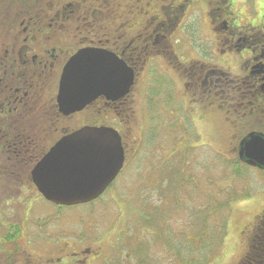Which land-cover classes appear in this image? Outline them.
<instances>
[{
    "label": "flooded vegetation",
    "instance_id": "1",
    "mask_svg": "<svg viewBox=\"0 0 264 264\" xmlns=\"http://www.w3.org/2000/svg\"><path fill=\"white\" fill-rule=\"evenodd\" d=\"M87 48L122 61L134 81L123 95L99 94L64 114V69ZM159 122L176 130L163 156ZM210 123L229 128L236 153L247 134H264L263 10L246 14L235 0H0V264H135L124 239L100 222L45 212L35 164L66 134L113 127L124 162L105 193L145 192L146 178L152 190L165 182L169 203L179 176L187 186L172 146L186 159V130Z\"/></svg>",
    "mask_w": 264,
    "mask_h": 264
},
{
    "label": "rangeland",
    "instance_id": "2",
    "mask_svg": "<svg viewBox=\"0 0 264 264\" xmlns=\"http://www.w3.org/2000/svg\"><path fill=\"white\" fill-rule=\"evenodd\" d=\"M235 1L239 9L243 10L246 14H249L250 10L254 9H252V0ZM260 2L261 10L264 11V0H260ZM254 7L255 9L260 8L257 3H254ZM190 52L192 51L190 50ZM191 54L189 56H191ZM167 87L168 84L166 82H157V85L155 86V88H160L163 90L167 89ZM152 88L154 89V87ZM174 115L175 116L173 118H175L178 114L175 113ZM167 117H169L168 111L165 108H162V110H160V115H158V118L164 120V118ZM157 125L156 153L158 156H163L169 154L167 153V147L164 146L166 143L165 140L166 138H168V140L174 139L176 130H170L169 126L164 127L162 122H159ZM199 126L202 130L201 135L204 139H202L200 145H196L198 149L196 154L192 157L195 159L193 161V164L190 166L191 169L195 173H203V175H207V173L213 170L214 174L219 177L220 184H234L239 194L237 196L241 198L240 200L233 201L227 213V231L222 249L214 248V241L216 242L217 240V234L215 239V236L210 233L207 238L208 240L206 241V244H203L202 242L201 252H199V254L197 253V247L194 244L193 253H196V256H198L199 259H202L201 262L206 256L207 260L209 261L208 264H238L243 252L246 249L247 238L255 224L257 216L262 210H264V170L242 165L238 166V168L235 169V167H231L232 165H234L232 161L225 159L220 160V158L217 159V152L227 154L230 159H233V157L237 156V154H235V150L232 151L233 141L228 140L230 138V133L228 132L229 128H225V124L222 123H220L219 125H216V123H210L207 125L208 127L204 124H200ZM186 132L188 133L189 129ZM180 133L181 131L178 132V134ZM145 138L148 139V135H146ZM206 141L209 146L205 144ZM196 146H194V148ZM172 147L175 148V146ZM178 149H180V147L176 146L172 156V159H174L176 162L178 160L176 158V154L178 153L176 150ZM147 153L148 150H146L145 154ZM212 158L213 160H215V165L212 163ZM161 161H164V158H162ZM222 164L225 167L230 166L232 170L238 171L239 177L234 176V180H229L231 177L229 174L230 171L226 170L225 173L221 172ZM162 165L164 166L165 162H162ZM188 170L189 169H186V173L190 175V173H188ZM153 178L154 175L151 176L150 180L152 181ZM204 181L205 183L211 182V180H208L206 176ZM143 183L146 187L144 188L145 192H142L141 194L138 192L124 194L107 193L101 198V200H97L94 203H87L76 206H64L60 208L57 205L47 201L46 199H43L41 201V204L43 205V210H45V212L51 211L54 213H59L61 217L74 218L76 220H85L87 221V223H91V221L93 220L99 221L102 225L105 226L106 232L110 233L113 239H117L118 236H120V239H124L122 238V235L123 233H125V236L127 235V237L130 238L128 240L129 242L130 240L136 241L131 233L136 230L133 225H136L139 222L138 217L142 205L141 200H153L157 202L159 201L161 194L166 193L164 181L162 182L160 188H155L153 190L147 187L148 185L150 186V184L149 181L146 180V178ZM240 192H246L250 196L245 198L244 196H241L242 194H240ZM203 200L204 197L197 199L196 193H194L193 197H191L190 199L188 198L187 202L185 203L184 201L183 203L182 208L187 207V209L177 210L173 207H169L165 209L164 212L165 214L167 213L168 217L171 216L170 218L172 219H169L170 222H174L177 219H182V215L187 213L185 216V220L187 222L186 225L188 233L190 235H195L197 229H193L192 225H189V222L199 221V219L202 218L201 208L204 203ZM197 204L199 205V208L195 210L196 215L193 217L191 215L194 209L193 207H195ZM190 217L192 219H189ZM129 222L130 224H128ZM212 223L215 222L212 221ZM218 224L219 222L216 223V225ZM137 230H139V228ZM141 235V238L144 239V242H146V245L150 248L152 242H150L149 233H144V231L140 230V234L137 235V241L138 237L140 238ZM189 240L192 241L190 238ZM186 241L187 238L185 239V242ZM184 245V251L186 250L188 252L189 250L188 255H191L192 247H190L188 243ZM110 250H112L111 247ZM131 251L133 252L132 248ZM162 251L163 249H160L156 244L153 245V248L150 251L145 248L143 252L140 251L141 255L139 256V263H137L135 260V264H173V258L168 253H164ZM183 264L187 263L184 262Z\"/></svg>",
    "mask_w": 264,
    "mask_h": 264
},
{
    "label": "water",
    "instance_id": "3",
    "mask_svg": "<svg viewBox=\"0 0 264 264\" xmlns=\"http://www.w3.org/2000/svg\"><path fill=\"white\" fill-rule=\"evenodd\" d=\"M132 77L127 66L106 53L85 50L74 56L65 69L58 98L60 109L65 114L79 110L98 93L111 92V85L124 84L127 88ZM97 85L104 86L97 89ZM261 145L264 136L252 133L241 142V158L264 168ZM123 160L121 136L115 129L85 126L51 148L34 167L33 180L43 196L56 204L86 203L104 192Z\"/></svg>",
    "mask_w": 264,
    "mask_h": 264
},
{
    "label": "trees",
    "instance_id": "4",
    "mask_svg": "<svg viewBox=\"0 0 264 264\" xmlns=\"http://www.w3.org/2000/svg\"><path fill=\"white\" fill-rule=\"evenodd\" d=\"M190 154L191 152L189 153V156ZM218 158H220V160L225 159L232 161L234 165H232L231 167H235V169H237L238 166L240 165L246 166L237 156L233 157V159H230L227 154L219 153L217 154V159ZM190 159L191 156L189 157V161ZM212 163L215 165V160H213V158H212ZM231 167L230 166L225 167L222 164L221 172L225 173L226 170H229L230 171L229 174L231 176L229 180H234L235 177H239L238 176L239 172L232 170ZM205 176L208 180H211V182L205 183L204 181ZM194 193H196L197 199L204 197L203 200L204 203L201 208L202 218L199 219V221L189 222L190 226L192 225L194 228L197 229L196 236L194 238H190V236L188 235V230L186 234H183V236L187 238V242L189 246L192 247V254L187 255L186 258L184 257L182 253L184 250L179 247L180 245H182V241L175 243L173 242L175 239L169 241V239L165 237L167 241L162 242L166 245L165 251L166 250L169 251L170 256L173 258L174 260L173 264H183L184 262L187 264H198V263L200 264L202 259L201 258L199 259V257L196 256V253L195 254L193 253L194 244L197 247V253L199 254V252H201L198 244L202 248V242H199L196 239L199 235H203V244H206V241L208 240L207 238L210 235V233H212V235L215 236V239L217 234V240L216 242L214 241V248L216 249L222 248L225 242V235L227 231V223H228L227 213L233 201L241 198L237 196L239 194L236 186L234 184H226V185L220 184L219 177H217L214 174L213 170L207 173V175L204 174L203 176L191 175V174L188 176V191H187L188 198L190 199L191 197H193ZM240 194H242L241 196H244L245 198L249 196V194H247L246 192H240ZM193 208L194 209L191 215L194 217L196 215L195 210L199 208V205L197 204ZM140 213L141 214L139 218L142 221L139 224L140 229L152 231L153 227L152 228L150 227L156 223L155 219L157 218V215L153 214L149 209H143L141 210ZM189 219L192 218L190 217ZM212 221L215 223H212ZM217 222H219L218 225H216ZM189 238L192 241H190ZM131 243L133 242L131 241ZM145 245L146 243L139 241V246L141 248H143ZM173 249H176V251H174ZM188 254H189V250H188ZM208 263L209 261L205 256L201 264H208ZM239 264H264V211L257 216V219L254 224V230L252 234H250L249 236L248 246L241 257Z\"/></svg>",
    "mask_w": 264,
    "mask_h": 264
},
{
    "label": "snow or ice",
    "instance_id": "5",
    "mask_svg": "<svg viewBox=\"0 0 264 264\" xmlns=\"http://www.w3.org/2000/svg\"><path fill=\"white\" fill-rule=\"evenodd\" d=\"M262 148H264V145H261Z\"/></svg>",
    "mask_w": 264,
    "mask_h": 264
}]
</instances>
